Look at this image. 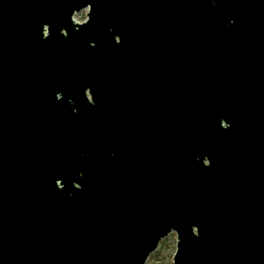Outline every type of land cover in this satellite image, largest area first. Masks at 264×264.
I'll use <instances>...</instances> for the list:
<instances>
[{
  "label": "water",
  "instance_id": "water-1",
  "mask_svg": "<svg viewBox=\"0 0 264 264\" xmlns=\"http://www.w3.org/2000/svg\"><path fill=\"white\" fill-rule=\"evenodd\" d=\"M154 25L160 124L29 107L154 71ZM171 233L172 264H264V0H0V264H145Z\"/></svg>",
  "mask_w": 264,
  "mask_h": 264
},
{
  "label": "flooded vegetation",
  "instance_id": "flooded-vegetation-1",
  "mask_svg": "<svg viewBox=\"0 0 264 264\" xmlns=\"http://www.w3.org/2000/svg\"><path fill=\"white\" fill-rule=\"evenodd\" d=\"M84 11L82 10L77 14H82ZM86 20L87 13H85L84 22ZM158 30L157 25H154L153 28L144 26L140 40V57L144 62V67H148L149 54L153 52L154 71H143L133 77L125 73L120 85H116L119 83L115 82L116 84H111L106 89H92L89 87L41 89L34 93V98L29 97V107L52 111L50 118H53L52 121L55 122L53 123L55 126L123 127L125 138H129V132L126 130L129 127L160 124L158 106L162 97V74L155 71L159 59L158 51H160L156 39ZM42 35L47 37L46 28L43 29ZM60 35L62 37L67 36L63 29L60 31ZM64 39L61 40V45L68 47L70 43ZM115 42H119L117 37H115ZM88 45L93 47L94 42L90 40ZM74 46L78 47L77 45ZM58 51L60 50L58 49ZM123 54L125 61L129 60L127 49L124 50ZM63 57L61 58L63 59ZM77 58L76 56L70 57V60L79 63ZM9 96L11 98H7V102L17 100L16 96Z\"/></svg>",
  "mask_w": 264,
  "mask_h": 264
},
{
  "label": "rangeland",
  "instance_id": "rangeland-1",
  "mask_svg": "<svg viewBox=\"0 0 264 264\" xmlns=\"http://www.w3.org/2000/svg\"><path fill=\"white\" fill-rule=\"evenodd\" d=\"M85 10L82 14H77L75 16L76 21L84 22L85 20ZM176 246V235L171 233L165 239H163L158 248L150 254L148 260L145 264H172V257L175 252Z\"/></svg>",
  "mask_w": 264,
  "mask_h": 264
},
{
  "label": "built area",
  "instance_id": "built-area-1",
  "mask_svg": "<svg viewBox=\"0 0 264 264\" xmlns=\"http://www.w3.org/2000/svg\"><path fill=\"white\" fill-rule=\"evenodd\" d=\"M76 15H77V14H75V15L73 16V20H74V21H76V20H75V16H76Z\"/></svg>",
  "mask_w": 264,
  "mask_h": 264
}]
</instances>
